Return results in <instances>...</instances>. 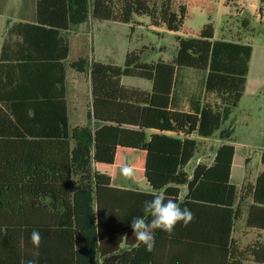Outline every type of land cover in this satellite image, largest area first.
<instances>
[{
	"label": "trees",
	"instance_id": "1",
	"mask_svg": "<svg viewBox=\"0 0 264 264\" xmlns=\"http://www.w3.org/2000/svg\"><path fill=\"white\" fill-rule=\"evenodd\" d=\"M225 5L235 7L236 0ZM194 6L209 12V22L196 32L186 25ZM35 10L34 21L9 29L0 57V264L31 257L34 229L42 236L38 264H160L166 244L199 243L181 255L204 257L209 249L201 245L229 240L239 217L235 146L223 143L210 165L196 163L191 172L188 167L198 152L197 138L220 131L243 97L252 46L214 40L209 0H35ZM142 16L155 28L181 33L172 62H143V49L128 52L124 66L84 56L68 61L66 33L73 27L92 17L133 24V32ZM68 66L89 73L91 84V120L75 127L68 112ZM178 67L205 71V91L219 96L220 105L173 109ZM123 77L147 79L151 90L126 87ZM230 136L221 131L222 139ZM261 163L249 224L257 222V209L264 210V152ZM124 164L152 191L116 185ZM153 193L189 208L201 226L184 238L177 227L171 235L157 230L149 253L133 237L130 222L143 215V202Z\"/></svg>",
	"mask_w": 264,
	"mask_h": 264
},
{
	"label": "rangeland",
	"instance_id": "2",
	"mask_svg": "<svg viewBox=\"0 0 264 264\" xmlns=\"http://www.w3.org/2000/svg\"><path fill=\"white\" fill-rule=\"evenodd\" d=\"M209 2L215 7V11L211 14L216 30L214 40L241 41L253 48L243 97L238 104L231 107V117L222 126V128H233V136L237 137V151L232 169V178L237 179L245 171V152L248 151L241 146L243 144L241 142L248 141L256 146H264V10L262 13L259 10L260 6L264 9V4H261L260 0H236L237 5L230 8L225 5V0H209ZM190 14L191 17L186 21V25L193 32L199 31L209 22V12L200 6L192 7ZM20 20H35V0H0V40L3 35L5 36L9 22L15 23ZM137 21L141 25H135L132 32L133 24L90 17L87 22L73 27L66 33L71 47L70 60L84 56L89 57L91 62L99 61L124 66L128 51L143 49L141 55L143 62L153 63L160 60L172 62L178 50L177 36L181 33L170 32L165 27H153L148 16H142ZM206 77L205 71L178 67L172 106L194 112L196 106H202L205 102L220 105L219 96L205 91ZM68 84L71 126L87 124L92 115L89 73L81 74L72 70ZM122 84L144 90H150L152 85L151 81L139 77H123ZM239 115L249 119L247 130L241 127L244 120L238 121L241 125L237 124L236 120H232ZM197 140L198 152L188 167L189 172L199 161L210 163L212 150L222 144L219 142L221 138L218 132L211 139L198 137ZM257 151L249 154L257 159ZM249 167L258 169L255 162L249 164ZM116 185L150 191L146 180L135 181L134 178L126 180L120 170Z\"/></svg>",
	"mask_w": 264,
	"mask_h": 264
},
{
	"label": "crops",
	"instance_id": "3",
	"mask_svg": "<svg viewBox=\"0 0 264 264\" xmlns=\"http://www.w3.org/2000/svg\"><path fill=\"white\" fill-rule=\"evenodd\" d=\"M35 18H36V10H35ZM20 21H24V20H20ZM20 21H17L15 23H12V21L9 22V25L6 29L5 36L3 35L0 40V45H1L0 46V57H1L2 47L4 43L6 42V40H8L9 29H11L13 25H15L16 23ZM70 52H71V47H70ZM68 61L69 62L73 61V60H70V55H69ZM72 70L73 69L71 67L69 66L67 67L66 88H67V102H68V112H69L70 123H71V108H70V101H69L68 80H69L70 72H72ZM130 88H139V87L131 86ZM141 90H144V89H141ZM150 90H146V91H150ZM191 105L193 109V104L191 103ZM171 107L176 110H181L180 108H175L174 106H171ZM176 107H179V106H176ZM181 111H185V110H181ZM190 111L191 110L185 111V112H190ZM231 114L227 118V120L231 117ZM240 116L241 115H239L238 117H234L232 120H236L237 124H239L238 121L244 120L245 122L243 121L242 125L241 124L239 125H241L242 129L245 130L249 125V123L247 122L249 119L242 118V116L241 117ZM224 122L222 123V126ZM222 126H221V130L217 131L219 134V137L221 138V131H224V132L231 131V136L230 138H227V139L221 138V141L219 142H221L222 144L223 143L233 144L237 151V141H236L237 137L235 135L233 136V133H232L233 128H230V129L222 128ZM215 134L213 136H215ZM211 138H208V139H211ZM241 143H243L241 146L242 147L244 146V148L248 149V151L245 152V159H244L245 171L240 176H238L237 179H234V177L232 178V183H234L238 188L239 199L237 200V204L239 206L238 207L239 217L234 222V225L231 230L230 239L225 241L224 244H220L219 242L217 243L208 242L204 245H201L209 249L208 255H205L204 257L199 256V254L195 255L194 257H186V256L181 255L182 252H185V249L187 247L188 248L190 247L199 248L200 247L199 243L177 241L175 242V244L170 245V247L169 245L167 246L166 244L164 247H162L164 250L163 251L164 255L160 257V264H264V210L257 209L255 211L257 222L253 224L248 223L249 207L251 206L252 201H253L251 189L254 186L258 175L263 170V166L261 163V156H262V153L264 152V146L263 147L256 146L254 144H251L248 141L241 142ZM252 149L255 151H257L256 149H258L257 151L258 160L254 159L252 155L249 154L250 152H255V151H251ZM212 152H213L212 158H211L212 161L210 163H206L208 165H210L213 162V159L215 156V149H213ZM247 158L249 159L248 164H246ZM259 158H260V161H259ZM199 162L205 163L202 161H199ZM252 162H255V165H258L257 170H255L254 167H249V164L251 165ZM149 188H150V191L148 192H151L152 189L150 186ZM186 193H187L186 188H183L181 197H184ZM240 196L242 197L240 198ZM199 226H201L200 222L194 219V221H192L187 227H184L182 222L178 223L176 225L177 227L176 231L183 238L193 237L194 235H196V231H198L197 229H199ZM221 246H225L224 248L226 251L225 252L226 255L224 257L222 256L223 250ZM170 248H173V251H171V253L168 254V251Z\"/></svg>",
	"mask_w": 264,
	"mask_h": 264
},
{
	"label": "clouds",
	"instance_id": "4",
	"mask_svg": "<svg viewBox=\"0 0 264 264\" xmlns=\"http://www.w3.org/2000/svg\"><path fill=\"white\" fill-rule=\"evenodd\" d=\"M124 179L130 180L135 176V169L124 164L120 169ZM142 216L133 217L130 222L133 237L145 247L149 253L155 250V232L160 230L171 235L178 223L187 227L195 219L194 213L187 207H181L175 200L166 197L164 193H153V198L145 200L142 206ZM34 251L30 258L22 259L20 264H38L39 248L42 236L38 230L30 235Z\"/></svg>",
	"mask_w": 264,
	"mask_h": 264
}]
</instances>
